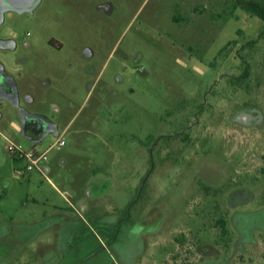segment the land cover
I'll return each mask as SVG.
<instances>
[{"label":"rangeland","instance_id":"rangeland-1","mask_svg":"<svg viewBox=\"0 0 264 264\" xmlns=\"http://www.w3.org/2000/svg\"><path fill=\"white\" fill-rule=\"evenodd\" d=\"M249 1L264 8L40 0L5 13L0 37L15 45L0 63L43 69L50 83L25 106L70 126L46 177L19 174L7 138L44 150L56 136L26 138L0 99V264H260L264 19ZM57 21L73 25L66 54L48 43Z\"/></svg>","mask_w":264,"mask_h":264},{"label":"flooded vegetation","instance_id":"flooded-vegetation-1","mask_svg":"<svg viewBox=\"0 0 264 264\" xmlns=\"http://www.w3.org/2000/svg\"><path fill=\"white\" fill-rule=\"evenodd\" d=\"M2 1L7 6H12V5L15 6V5L20 4L21 2H25V1H31L33 4L36 0H0V2H2ZM11 3H12V5H11ZM36 7H34L33 9H28V10L23 11V12H32L33 10H35ZM7 11L21 12L17 9H13L12 7L8 8L4 12L3 20L1 21L0 26L4 22V16H5V13ZM71 27H73L72 24L63 23V21H57L56 22L55 32L53 33V35L48 40V43H50L51 46L52 45L55 46V49H56V51H58V53H65V54L67 53V50L65 49L67 42H65V40H62V39L69 37V34H67V33ZM0 40L4 41V46L0 47V48H5V49L11 48L12 49V46L15 45L13 39L8 38L7 35H3L2 37H0ZM31 46H32V43L28 39H26L24 42V47L26 49H29V48H31ZM83 51L85 53V48H83ZM86 52H90V51L87 50ZM27 62H28V60L26 57L17 58L14 61L12 60V63H14V67L11 68L12 72L7 71L6 65L3 64L5 72L8 75H10L12 77V79H7L5 77L0 78V91L2 92V94L4 96H6L5 98L0 97V99L6 101L7 103H9L11 105L12 108H14L18 111L20 119H19L18 124L15 123V126L23 134L25 133L27 136H29L31 138H35V139L40 138L48 128L52 127V125H54V129L49 131L48 134L52 133L55 136L63 134V132L65 130H67V128L70 126V122L65 124V126L63 128L64 131L63 130L61 131L60 130L61 124L59 123V121H56L55 118L49 117L46 115V113H43L40 111L28 110L27 107L25 106V105H32L36 102L35 93L41 94V89L39 88L40 85H49V83H50L49 79L48 80L47 79H41L39 77V76H41V73L43 72V69H41V68L40 69H32V70L28 69L26 71L22 70L20 65L26 64ZM67 68L72 69L73 66L68 65ZM13 100L17 101V105L13 104ZM20 108H24L25 110H27L30 113L45 115L53 123L52 122L50 123L49 121L42 119L40 117L26 118V120L23 121L22 116H21V112H20ZM55 110L57 112H60L59 108H57V107L55 108ZM3 118H4V114L0 111V124H3L1 122V120ZM12 123H14V121H12ZM34 142H37V141H34ZM121 225H122V220L119 221V226L115 230L114 236L112 239H117V235H118L117 233H119ZM260 228L262 229V226H260ZM230 234H231V232H230V228H229L228 236H230ZM253 263L254 262H251V264H253ZM209 264H211V263H209ZM212 264H218V263L216 262V263H212ZM260 264H264V250H263V254L261 255V258H260Z\"/></svg>","mask_w":264,"mask_h":264},{"label":"built area","instance_id":"built-area-1","mask_svg":"<svg viewBox=\"0 0 264 264\" xmlns=\"http://www.w3.org/2000/svg\"><path fill=\"white\" fill-rule=\"evenodd\" d=\"M66 145L64 135L56 136V140L46 149L38 150L33 148H25L21 144H17L11 139L7 138V150L14 161L23 164L17 171L19 174L37 171L46 177L48 171V163L50 161V154L53 151H60Z\"/></svg>","mask_w":264,"mask_h":264},{"label":"water","instance_id":"water-1","mask_svg":"<svg viewBox=\"0 0 264 264\" xmlns=\"http://www.w3.org/2000/svg\"><path fill=\"white\" fill-rule=\"evenodd\" d=\"M40 0H36L33 4L31 1H25V2H21L20 4H17V5H11L12 6H7L4 4V2H0V23L1 21L3 20V15H4V12L12 7L13 9H17L21 12L23 11H26L28 9H33L34 7H36L38 4H39ZM4 46V41L3 40H0V47H3ZM1 77H5L7 79H12V77L10 75H8L5 70H4V67H3V64L0 63V78ZM0 97L1 98H5L6 96H4L2 94V92L0 91ZM13 104L17 105V101L16 100H13ZM20 112H21V116H22V119L23 121L26 120V118H37V117H40L42 119H45L47 121H49L50 123L52 122L47 116L45 115H42V114H34V113H30L28 112L27 110H25L24 108H20ZM53 123V122H52ZM52 129H54V125H52V127L48 128L44 134L40 137V138H31L29 136H27L25 133L23 134L26 138H29V139H32L34 141H41L42 139H44V137L49 133V131H51Z\"/></svg>","mask_w":264,"mask_h":264},{"label":"trees","instance_id":"trees-1","mask_svg":"<svg viewBox=\"0 0 264 264\" xmlns=\"http://www.w3.org/2000/svg\"><path fill=\"white\" fill-rule=\"evenodd\" d=\"M244 6L248 9L251 10L252 12H254L256 15H258L259 17L264 19V8L262 6H260L258 3L249 1L244 3ZM248 74V71H247ZM204 190L206 192L207 195H211V190L210 187L207 186H203ZM217 226L221 227L222 229V234L224 236H227L229 234V228H228V220L227 218H225L224 216L220 217L217 220Z\"/></svg>","mask_w":264,"mask_h":264},{"label":"crops","instance_id":"crops-1","mask_svg":"<svg viewBox=\"0 0 264 264\" xmlns=\"http://www.w3.org/2000/svg\"><path fill=\"white\" fill-rule=\"evenodd\" d=\"M1 133V132H0ZM90 194H91V192H90Z\"/></svg>","mask_w":264,"mask_h":264}]
</instances>
